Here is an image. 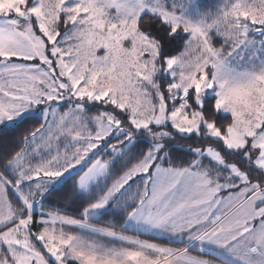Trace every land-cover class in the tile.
Returning a JSON list of instances; mask_svg holds the SVG:
<instances>
[{
  "label": "snow or ice",
  "instance_id": "1",
  "mask_svg": "<svg viewBox=\"0 0 264 264\" xmlns=\"http://www.w3.org/2000/svg\"><path fill=\"white\" fill-rule=\"evenodd\" d=\"M0 264H264V0H0Z\"/></svg>",
  "mask_w": 264,
  "mask_h": 264
},
{
  "label": "trees",
  "instance_id": "2",
  "mask_svg": "<svg viewBox=\"0 0 264 264\" xmlns=\"http://www.w3.org/2000/svg\"><path fill=\"white\" fill-rule=\"evenodd\" d=\"M50 199L53 202V204H63V201L59 200L56 196H53Z\"/></svg>",
  "mask_w": 264,
  "mask_h": 264
},
{
  "label": "rangeland",
  "instance_id": "3",
  "mask_svg": "<svg viewBox=\"0 0 264 264\" xmlns=\"http://www.w3.org/2000/svg\"><path fill=\"white\" fill-rule=\"evenodd\" d=\"M205 3L208 5V7H211L216 3V0H205Z\"/></svg>",
  "mask_w": 264,
  "mask_h": 264
}]
</instances>
